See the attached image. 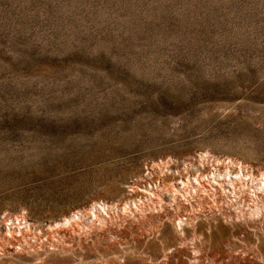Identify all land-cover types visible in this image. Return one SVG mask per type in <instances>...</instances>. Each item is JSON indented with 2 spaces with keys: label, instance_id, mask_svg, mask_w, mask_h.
I'll list each match as a JSON object with an SVG mask.
<instances>
[{
  "label": "rangeland",
  "instance_id": "374dc122",
  "mask_svg": "<svg viewBox=\"0 0 264 264\" xmlns=\"http://www.w3.org/2000/svg\"><path fill=\"white\" fill-rule=\"evenodd\" d=\"M204 152L264 172V0H0V264H264V208L122 210ZM94 202L103 225L47 231ZM8 216L41 236L13 250Z\"/></svg>",
  "mask_w": 264,
  "mask_h": 264
},
{
  "label": "bare ground",
  "instance_id": "6f19581e",
  "mask_svg": "<svg viewBox=\"0 0 264 264\" xmlns=\"http://www.w3.org/2000/svg\"><path fill=\"white\" fill-rule=\"evenodd\" d=\"M200 155L203 160H209V157L213 156L208 152H204ZM215 162L216 165L213 166V168L208 173L198 171V167L195 166L196 170L193 172V178L190 177V173L192 171L190 168H186L185 171H178V175L182 177V179L177 183H173L171 181L166 182L164 178L166 177L167 173L164 172L163 167L159 166L157 163L156 166L160 170V174L157 176L159 183L157 181H155L153 184L146 182L144 185H142V188H139L137 184L133 185L132 191L136 193V196L135 198L124 202L122 205V210L124 212H130L131 208L138 210L139 206H142L143 203H162V195L168 196V200L165 203H167L169 207L175 206L174 203L177 202L178 199H183L185 201L194 199L198 201L202 200L203 198H208L210 201H213L217 196L222 198V195L227 197L228 201L232 202L239 199V194L241 190H243L246 192L249 191L250 197L252 199V204L250 203L252 207L248 205V216L261 215L264 204L260 205L256 202V200L260 198V194H264V172L261 171L259 174L255 175L253 172L245 169L244 174L242 166L237 165L239 166V170L233 174V176L236 178L229 180V182L225 184L223 175L224 172L230 174L229 167L230 164L234 163L233 159H224L223 162L225 165L223 167L222 165L219 166L221 161L218 160ZM207 175H210V179L205 180ZM221 180L224 182H221ZM253 180H257V182ZM212 185H214V187H212ZM129 203H132L133 207ZM176 207L179 208V205ZM112 208H114V205L107 204L105 202H94L89 209H78L76 212H71V214L63 216V220L61 222H56L54 228L52 225H50L47 228V231L52 233L62 229L68 231L70 234H74L80 231L78 226L83 223L85 219L83 217L85 216H87V219H91L92 222L96 221L98 224L103 225L109 216L108 211ZM240 211L242 212V210ZM91 215L94 216V218H92ZM242 216H244L243 213ZM14 219H12L10 216L5 217L4 219L6 224L7 221H9V225L7 227L5 226L6 228L1 233V240L5 245L11 247L13 250H16L18 247L21 248L24 245L30 246V244L34 242H30V237L36 238L37 236H41L40 229L37 231L35 228H33L34 225L32 226L24 217L17 216ZM186 219V217H179L177 221L174 222L176 228L180 229V233H183ZM15 221L17 222L15 223ZM68 229H70V231Z\"/></svg>",
  "mask_w": 264,
  "mask_h": 264
},
{
  "label": "built area",
  "instance_id": "2783aa9c",
  "mask_svg": "<svg viewBox=\"0 0 264 264\" xmlns=\"http://www.w3.org/2000/svg\"><path fill=\"white\" fill-rule=\"evenodd\" d=\"M198 156V158H197V160H196V162L194 161V162H192V161H189L188 162V164H185V166H184V169H185V167H187V166H191L190 165V163H192V164H194L196 167H198L199 168V171H202V170H204L205 168L207 169V170H209V168H210V166H211V164L212 163H214V165L213 166H215L216 165V162H215V160L216 159H214V158H210L209 160H203V158L201 157V155H200V153L197 155ZM189 168H191V170H192V172L190 173V176H191V178H193V176H194V174H193V172L196 170V168H192V167H189ZM244 168H245V166H244ZM247 168H249L248 167V164H247ZM246 168V169H247ZM183 169V170H184ZM237 169L238 168H236V171H237ZM232 176V179L233 178H235L233 175H231ZM208 179H210V175L208 176H206L205 177V180H208ZM224 179H225V177H224ZM230 179H231V177H230ZM229 179V180H230ZM226 182V181H225ZM228 183V182H227ZM226 183V184H227ZM247 194H249V192L247 193ZM247 194H245V195H243L242 196V193L240 192V194H239V200H237V202H236V205L240 202V201H242V202H246V205H248V203H251L252 204V199H251V197L249 196V198L247 197L246 198V196H248ZM240 196L242 197V198H240ZM212 198H214V197H212ZM210 199H211V197H210ZM241 199V200H240ZM250 201V202H249ZM214 203V204H213ZM213 208H217V209H221L223 212H227V211H225V207H228L229 208V204H231L230 202H228V200H227V202H226V198H220V196H217V197H215L214 198V200H213ZM233 204V206L235 205L234 203H232ZM232 206V207H233Z\"/></svg>",
  "mask_w": 264,
  "mask_h": 264
}]
</instances>
